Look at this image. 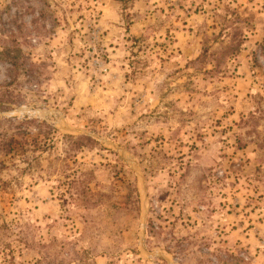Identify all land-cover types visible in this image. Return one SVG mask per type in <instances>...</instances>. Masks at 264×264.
Returning a JSON list of instances; mask_svg holds the SVG:
<instances>
[{
  "label": "rangeland",
  "instance_id": "1",
  "mask_svg": "<svg viewBox=\"0 0 264 264\" xmlns=\"http://www.w3.org/2000/svg\"><path fill=\"white\" fill-rule=\"evenodd\" d=\"M7 49L0 134L56 132L0 153V264H264V0H0Z\"/></svg>",
  "mask_w": 264,
  "mask_h": 264
},
{
  "label": "trees",
  "instance_id": "2",
  "mask_svg": "<svg viewBox=\"0 0 264 264\" xmlns=\"http://www.w3.org/2000/svg\"><path fill=\"white\" fill-rule=\"evenodd\" d=\"M17 51H11L9 49L5 50L4 52H0V59H6L7 58H12V59H17L18 58V53ZM232 52H236V49H233V47H225L222 50V54H230ZM10 53H13V56H10ZM17 54V56H15ZM5 61V60H4ZM11 69L14 71L17 68L21 67L20 65L16 62L10 63ZM30 75V74H28ZM31 78L28 79H33L34 76L30 75ZM14 80V78L12 79ZM30 82V80L28 81ZM9 83H6L8 85ZM6 111L8 110L6 107L0 106V111ZM13 132L11 134L8 133H3L0 134V153L4 156H13L19 149L23 148H28L30 149V152H34L37 150H42L47 147V141H48V136L56 132L54 128L51 126L47 125L44 121H38L36 119H27L26 117L24 120L20 121L17 126H15L12 130ZM64 140L67 142V148L68 150L66 151V159L68 156H71L72 153H76L80 149H82L86 144H89V146H94L97 145V142H95L93 139L86 137V136H72V135H63L62 136ZM80 193L78 197L72 198L74 203L79 201L81 198ZM5 231L6 236H10V234L7 233L8 227L6 225L0 226ZM21 230V229H20ZM20 236L23 235L22 231H19ZM19 243L23 245L25 248L30 249L28 245H30V241H28L27 238H22L19 240ZM3 250L1 251L3 254V264H15L14 263V255L12 254L13 250L10 244L6 245V247L2 248Z\"/></svg>",
  "mask_w": 264,
  "mask_h": 264
},
{
  "label": "water",
  "instance_id": "3",
  "mask_svg": "<svg viewBox=\"0 0 264 264\" xmlns=\"http://www.w3.org/2000/svg\"><path fill=\"white\" fill-rule=\"evenodd\" d=\"M22 110H23L22 107H16L12 111L0 112V117H12V116H15V115H21V112H23ZM39 112H41L40 116H42V117L44 116V114H46L45 110H39ZM64 128L66 130H68L69 132H73V130L70 129L66 124H65ZM97 139L100 140L101 142H105V143L111 145L115 150L120 152L121 156L123 157V159L126 162H128V163H130L132 165V167L134 168L135 172L137 173V175L139 176V178L141 180L142 191H144L143 177L141 176L140 172L138 171L136 165L134 164L132 159L129 157V155L122 148H119V147L115 146L113 143H109V142H107V141H105V140H103L101 138H98V137H97ZM144 208L146 209L145 204H144Z\"/></svg>",
  "mask_w": 264,
  "mask_h": 264
},
{
  "label": "bare ground",
  "instance_id": "4",
  "mask_svg": "<svg viewBox=\"0 0 264 264\" xmlns=\"http://www.w3.org/2000/svg\"><path fill=\"white\" fill-rule=\"evenodd\" d=\"M23 112H21V115L23 116V115H25V114H31V113H33V111L32 110H30V109H27V108H24L23 107V110H22ZM39 115H41V112H37ZM49 113V111H46V114H44V116L43 117H45L47 114ZM42 117V116H41Z\"/></svg>",
  "mask_w": 264,
  "mask_h": 264
}]
</instances>
